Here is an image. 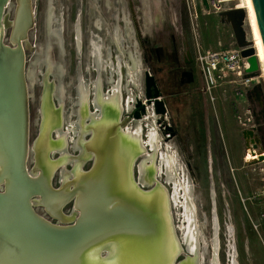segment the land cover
Wrapping results in <instances>:
<instances>
[{
  "label": "rangeland",
  "instance_id": "1",
  "mask_svg": "<svg viewBox=\"0 0 264 264\" xmlns=\"http://www.w3.org/2000/svg\"><path fill=\"white\" fill-rule=\"evenodd\" d=\"M31 1L33 6H36V8H33V15L36 17L39 36L37 38L34 37L35 29L29 31L28 39L30 43L27 44L29 51L25 53L24 72L30 107V143L27 160L29 174L33 163H35L31 149L33 142L38 138L44 120V94L47 87L51 93V106L55 112L59 111L60 115V123L54 127L56 130L52 133L51 138L54 141L62 139L63 135L68 138L66 151L56 148L50 154V159L54 161L65 158V162L59 164L54 172L52 186L58 188L66 180H70L75 174V168L86 171L91 166V161L89 160L93 158V154L87 152L82 144L88 133V131H84V127L91 119V114H87V111L91 110L96 115L99 112H95L94 106L87 104L83 114V110L77 105L75 79L78 74L83 76L85 74L86 83L90 84L97 72L93 71L94 66L90 56V42L93 37L89 36L86 42L81 43L79 37L73 34L76 30L77 16L80 14V10L82 11L81 17L83 21L87 18V22L91 21L92 24L95 23L101 29V34H98L99 36L95 39L100 40L103 44L102 56L104 60L107 59V50L113 57L110 58L112 63L114 61L117 64V61L120 60L124 96H127V92L131 90L130 88H133L134 96L143 95L144 70H150L158 78L161 82L160 87L162 84L167 89L172 88L170 92L164 89L166 97L162 95L168 99L170 97V109L175 115L179 111V105L181 106L180 97L184 95L183 91H189L185 95L193 96L196 99H200L198 98L200 96H208L209 98L216 96V98L223 100V97L226 96V100L212 105V111L216 115L218 113V117L223 118L226 123V128L223 127V135L228 148L225 151L224 158L227 159L228 157L233 168L240 165L242 151L238 145L237 132L234 125L230 122L232 119L236 122L237 114L235 115L234 109L230 108V104L232 105L233 103L237 106L239 113H243L247 117L250 116L252 120H254L255 116L259 119L262 115V148H264V79L259 78L254 82H245L251 76L244 73L242 77L233 78V80H236L235 82L222 84L221 88L218 87L208 93L197 68L194 65L185 64L187 54H194L195 45L200 46L203 50H224L239 47L233 25L227 18L223 17L221 12L213 10L210 5L212 0ZM187 1L193 2L188 3ZM232 1L234 2L222 3V7L225 10L235 8V5L236 7H242L237 0ZM16 4V0H9V4L4 10L1 24L3 25L5 44H8ZM51 16L54 18L62 16L65 19L63 49L61 44H58L59 41L56 36L53 38L49 34L48 22L51 20ZM241 19L242 23L236 24L244 35H241L243 40L250 41L252 37L248 15L245 17V13H243ZM91 28L96 32L93 27ZM116 31H118L117 34L120 38L118 41L115 39ZM134 42H136V50L133 46ZM52 47H54L55 57L54 61L51 59L49 62L46 56L49 54L48 50ZM57 47H60V51H58L59 48ZM135 51L139 54L142 64L141 73L138 76H134V82H132L127 65L132 67L136 64L131 59V52L135 53ZM136 60L138 61L137 56ZM158 69L161 71L170 70V73L174 74L171 75L172 79L164 78L162 72H157ZM180 72L189 73L188 77H192V84H187L186 87L180 88L177 85ZM50 73L52 74L51 76ZM109 74V68L103 70L104 81L109 79ZM62 85L65 86L67 91L64 97L63 92H59V88ZM259 85L262 86V106L260 108L256 99H253V102H251L252 108L250 109L247 104L250 102L247 101L256 96L258 92L255 89L257 90ZM110 86V84L104 85L105 94L106 89L111 88ZM232 99H235L233 103ZM105 104L107 105V102L102 103L104 105L103 108L106 107ZM180 109L185 112L188 110L186 107H180ZM61 116H63V119H61ZM146 123L147 121L142 124L144 126V136L149 128L148 126L145 127ZM136 124L135 122L134 129ZM161 134L160 132L162 141L164 137ZM167 144L171 145L179 157L180 152L175 142L172 140ZM75 145L78 146L76 147ZM166 150V145L160 147L161 152H166ZM247 150L248 158L257 157L258 154L264 153V149H260L256 150L257 154L251 155V148ZM144 156L142 154L137 158V168L139 167V161ZM157 162L159 163L158 160ZM179 165L181 166L180 171L174 166L177 174L176 178L182 185H187L189 194L197 209L198 227L200 225L203 232L202 234L199 228V238L202 242L200 248L197 247L194 254H200V258L196 259L197 264H231L233 250L230 246V241L236 251L235 264H264V162L260 164L261 173H263V175L261 174L262 180H259V178L250 179V176L246 178L240 172L235 173V175L229 172L220 178L216 174L218 172L216 166L217 170L214 171L213 178L214 186L208 176L200 172L199 182L197 185L195 184L192 190L194 196L191 195L190 187L188 186V182L192 186L191 178L187 175L184 164L179 163ZM134 174L137 179L139 174L136 167H134ZM164 178V176H159L157 181L165 187L167 194L170 193L172 195V185L163 183ZM140 182L145 183L146 186L148 184H153L152 187L155 185L154 181H148L145 173L141 175ZM146 186L144 189H148ZM260 190V195L255 196L254 193ZM183 193L184 189L180 188L177 202L172 201L174 204L171 205L172 222L177 228L180 224L178 214H181L180 211H182L181 208L177 207L184 201ZM212 197L216 200V210L220 220L219 234L215 216L213 217L214 232L212 230ZM61 210L65 217L74 218L66 222V224H72L78 217L73 201H69ZM178 210L180 211L178 212ZM35 211L40 217L52 224L66 225L49 218L48 214H45L46 211L40 206H37ZM229 227H233V237L229 235ZM176 234L182 243L183 251L176 257L175 264H178L185 259L187 251L181 240L179 229H177ZM217 237H219V242ZM196 262L193 261V264H196Z\"/></svg>",
  "mask_w": 264,
  "mask_h": 264
},
{
  "label": "water",
  "instance_id": "2",
  "mask_svg": "<svg viewBox=\"0 0 264 264\" xmlns=\"http://www.w3.org/2000/svg\"><path fill=\"white\" fill-rule=\"evenodd\" d=\"M16 3L5 44L1 21L9 0H0V264H175V258L183 252L182 243L176 234L178 228L171 223L166 193L159 182L145 192L131 182L132 160L144 150L139 138L121 132L110 110L95 125L88 126L93 128L86 144L88 151H93L92 168L76 172L59 191L52 189L46 167L49 133L59 124L54 125L52 112L46 113L36 142L34 170H40V177L28 173V98L25 54L20 40L32 25L33 12L31 1ZM251 4L264 51V0H251ZM236 12L243 15L244 9H233L227 16L232 19ZM238 25L233 22L241 56L248 63L245 73L261 78L256 48L252 39L243 40ZM143 74V95L134 96L126 119H121L119 125L124 129L127 121L138 123L150 113L164 138L166 134L172 137L174 131L166 120L168 110L158 81L150 70ZM47 103L51 106L48 87L44 107ZM110 125L113 130L106 131ZM255 160L264 162V153ZM70 184H74L72 190H68ZM74 194L80 212L64 228L49 224L31 206L30 199L40 196L39 202L49 212L60 214L59 207ZM65 218L68 222L74 219ZM107 243L113 250L111 256L101 262L87 258Z\"/></svg>",
  "mask_w": 264,
  "mask_h": 264
},
{
  "label": "flooded vegetation",
  "instance_id": "3",
  "mask_svg": "<svg viewBox=\"0 0 264 264\" xmlns=\"http://www.w3.org/2000/svg\"><path fill=\"white\" fill-rule=\"evenodd\" d=\"M31 3H32V1H31ZM34 7L36 8V6H33V4H32L33 14H34V11H33ZM238 8H241V7L237 6L235 8L230 9V10H225V9L219 8L218 11L221 12L223 17L227 18L231 22L232 25H233V22L235 24L236 23L241 24L242 19H241V15L239 12H236L235 16H233V17L231 16L232 19L230 18V16H227V15H229L230 11H232L233 9H238ZM81 13H82V11L80 10V14H78V16H77L76 30L74 31L73 34H74V36L79 37V40L81 43L86 42V40L88 39L89 36L93 37L91 39V42H90V48H91L90 49V56L92 57V61H93V66H94L93 71L97 72V74L95 75L94 80L90 84L86 83V75L85 74H84V76L82 74L77 75V77L75 79V92H76L77 105H79L80 108L83 110V114H84V110H85L87 104L94 106V111L99 112L98 115H96V114L92 113L91 110L87 111V114H89V115L91 114L90 115L91 119L88 121L87 125L84 127V131L85 132L88 131V133L85 136L87 139L85 138L82 142L83 147L85 149V142L88 139H90L93 135L92 129H89L88 126H91L96 121L101 120L102 116L105 114V112L107 110H110L109 114L112 115L113 121H116L119 124V121L121 119H126L125 115L130 111V109L134 103V100H133L134 94H133V88H130L131 90H129V92H127V96H124V94L122 92L123 89H121L122 84H123V81H122L123 80V74L121 71L122 64H121L120 60L117 61V64L114 61L112 63V60H110V58H113V57L111 56V53L109 52V50H107V59L104 60V58L102 56L103 44L100 40L95 39L99 36L98 34H101V29L95 23L92 24L91 21L87 22V18H85V20L83 21V18L81 17ZM64 23H65V19L62 16L56 17V18L51 16V20L48 22L49 34L53 38H55V36H56L57 40L59 41L58 44H61L62 49L64 46L63 37L65 35V24ZM91 27H93L96 32H94ZM33 29H35L34 37L37 38V36H39V32L37 30L38 28H37V24H36V17L34 15H33V20H32V25L29 28V30L27 31L26 38L23 41V44L25 45V46L23 45L25 53H26V51H29V48L27 45L30 43L29 39H28V34H29V31L30 30L32 31ZM117 32L118 31H116L115 39L118 41L119 36H118ZM133 46L136 50V42H134ZM57 48H59L58 51H60V47H57ZM42 52H41V54H42ZM48 52H49V54L46 56L47 60L49 62L51 59L54 61V57H55L54 47L49 49ZM136 56L138 57V61L136 60ZM131 59H132L133 63L136 62V64H134V66H132V67L127 65V68L129 71V76L132 79V82H134V76H138V74L141 73L142 62H141V58L139 57V54L137 53V51H135V53L131 52ZM186 59H187V60H185L186 65H189V66L194 65L193 57L191 54H187ZM108 68L110 70V74H109L110 80L107 79L104 81L103 70H105V69L107 70ZM158 70H160V69H158ZM188 74L189 73H186V72H182V73L180 72V76H178L179 78H178V83H177V85L180 88L186 87L187 84H192V77L191 76L188 77L189 76ZM51 75L52 74L50 73V76ZM172 75H174V74H172ZM156 79H157L158 84L160 86L161 82L158 80V78H156ZM105 84L111 85L110 86L111 88L106 89V94L104 93L105 92L104 91L105 90L104 89ZM51 87H52V85H51ZM161 87H160V90L165 97H166V95L164 94V89L167 92L172 91V88L167 89V88L163 87L162 84H161ZM255 91L258 92V93H256V96L254 98L248 99L249 101L246 100L247 102H250V103H247L249 105L250 109L252 108L251 102H253V99H256L257 105H259L260 108L262 106L261 105L262 104V93H261L262 92V86L259 85L258 89L257 90L255 89ZM59 92L60 93L63 92V97L65 96L67 91L65 90L64 85H62V87L59 88ZM188 92L189 91H183L182 92V93H184V95H182L180 97L181 106L179 105V107H178L179 111H178L177 115L173 114L172 110L170 109V105H169L170 97H169V99L163 97L165 102H166V106H167V110H168L166 120H167V122L168 121L170 122V123L168 122V125L174 131V135L172 137L171 136L169 137V134H166V138H163V140L161 141L160 132L162 133V129L158 128V125L155 124L154 116H152V118L149 117L150 113L144 118L143 121H139L136 124L135 129H134L135 121H133V120L127 121L124 129H122V127H120L123 134L132 135V136H135L138 138L140 137L141 138L140 141L141 140L143 141V142L141 141V144H142V147L144 150V152L142 154L145 156L139 161L140 162L139 167H138L139 170L137 168L136 160L142 154H140L139 156L136 157V159L134 160L133 166H132L133 178L136 181V183L144 191H149V190H152L153 188H155L156 185H158L157 184L158 183L157 178L159 176H162V177L164 176L165 178H164L163 183H170L172 185V191H173V188H174L173 185L174 184H173L172 180L169 181L166 179V172H165V170H166L165 163L166 162L165 163L162 162L161 164H157L158 163L157 160L160 163V160H161L160 157L162 158V155L166 156L167 153L174 150V149H172L170 144H167V143H169V141H172V140L175 142V144H176V146L180 152V156L178 157V155H176L177 154L176 151L175 150L173 151L176 155L177 161L179 163L184 164V166H185L184 168L187 171V175L191 178L192 186L190 185V183L188 181L187 182H188V186L190 187V191H191L192 196H194L192 190L194 189L195 184L197 185L199 182L200 172L203 173L204 175H207L208 179L210 181H212L211 183L214 186H215V182L213 181L214 171H216L217 169H218L217 170L218 172L216 174L218 176H220V178L224 177L229 172H231L234 175H235V173L240 172V174L241 175L244 174V176L246 178H248L250 176V179L259 178V180H262L261 174L263 175V173H261L262 172V168L260 166L261 162L256 161L255 160L256 157H251V158L247 157V153H248L247 149L248 148H251V150H250L251 155H255L256 150H260V149L262 150L263 149L262 148L263 147L262 115L259 117V119L255 116L254 120H252L250 118V116L247 117L243 113H239V110H237V106H235L233 103V101L235 99H232L233 104L232 105L230 104V108H233L234 114L235 115L237 114V115H236V122L233 121V119L230 122L234 125L235 131L237 132L236 137H237L238 142H239L238 145L240 146L241 151H242L241 152L242 154H241L240 165L238 167L233 168L231 166V161L228 159V157H227V159L224 158L225 151L228 148L227 143L225 142V137L223 135L224 134L223 133V127L226 128V126H225L226 123L224 122L223 118L218 117V113L216 115L212 111L213 110L212 105L215 103H219L221 101L226 100V96L223 97L224 98L223 100H220V98H216V96H214L213 99L209 98L208 96H200V97H198L200 99H196L193 96L185 95ZM104 102H107V105L105 104L106 107L103 108L104 105H102V103H104ZM180 107H184V108L186 107L188 110L186 112L182 111L180 109ZM45 109H47V110L44 113V119H45L46 113H48L50 115V112H52L51 118L54 121V125L56 123L59 124L60 123L59 114L54 112L52 106H50L47 103V105L44 107V110ZM54 115H57L56 116L57 120H55ZM180 115H181V117H180ZM182 116H183V118H182ZM62 118H63V116H61V119ZM28 119L30 120L29 104H28ZM220 119L222 122L220 121ZM113 121H112V124H113ZM146 121H147V123L145 124V127L148 126L149 128L147 129L146 134L144 136V134H143L144 126H142V124ZM42 126H43V123H42ZM110 126L106 129V131H110L111 129L113 130V125H110ZM162 127L164 130L165 126H162ZM41 130H42V127H41ZM55 130L56 129H54V126H53V129H51L50 133H49L47 148L50 150V152L48 153V157H50L52 150L54 151V150H56V148L66 151V147L68 144V138L65 135H63V138L59 139L58 141L52 140L51 135H52V133H54ZM40 133H41V131H40ZM161 135H163V133ZM37 139L33 142V146L31 149L33 151V158H34L35 163H33V165H32L30 174H32V176L34 178L40 177V170H34V167L36 165L35 159H36V142H37ZM49 139H50V141H49ZM29 143H30V132H29L28 145H29ZM164 145H166L167 150H166V152H161L160 147H162ZM75 146L77 147L78 145H75ZM49 147H51V148H49ZM87 152H89V151H87ZM90 154H92V153H90ZM152 154H154L155 157H152ZM179 158H180V160H179ZM27 160H28V158H27ZM224 160H225V162H224ZM89 161H91V166L88 170H90L94 164L93 158ZM56 162H57L56 164L55 163H46V167L48 170H53L52 175L50 177V185H51L52 189L54 191H59L62 187H64L72 179L66 180L64 182V184L62 186H59L58 188H54L52 186V178H53L54 172L56 171L59 164L65 162V158L63 157L61 160H58ZM143 162H145V163H143ZM142 166L144 168H142ZM158 166H160V169L158 168ZM216 166H217V169H216ZM247 166H249V167L252 166V167L249 168ZM26 167H27V163H26ZM134 167H136L137 172L139 174L137 179L135 178ZM88 170H86V171H88ZM74 171H75V173L78 171L86 172V171L80 170L79 168H78V170L75 168ZM144 173L146 174V178L148 179L149 182L154 181L156 183L153 187H152L153 184H148L146 186L145 183L140 182L141 175ZM145 186L148 189H144ZM73 187H74V184H70L68 186V190H72ZM260 193H261V190L257 193H254V194H255V196H259ZM170 195L171 194L169 193L168 197H169V201H170V212H171V205L174 203L172 202V198ZM41 199L42 198L40 196H34L30 199L33 211L36 213L35 208L37 206H40L43 208L44 211H46L45 214H48L49 218L56 220L58 223L66 224V222H68L67 219L65 218V216L63 215L61 209L69 201H73L74 209L77 211V213L79 215L80 211L75 206L76 201H77V194L73 195L72 198H70L69 200L64 202L59 207L60 214H52L51 212H49V210L46 209L45 205H43L39 202ZM194 200H195V198H194ZM212 201H213L212 202V206H213V210H212V225H213V227H212V230L214 232L213 217L215 216L216 220H217V227H218V234H219L220 220H219V216H218V213L216 210V200L214 197H212ZM177 208H179V209L181 208L182 211L178 210V212L180 211V213L182 214V212H183L182 206H179ZM181 214H178L179 222L182 221V219L180 218ZM197 219H198V213H197ZM45 221L48 222L47 220H45ZM184 222H185V220H184ZM48 223L55 226V227H58V228H64V227L71 225L70 223H67L66 225L52 224L50 222H48ZM199 228H200V225H199ZM178 229L180 230L179 225H178ZM200 230H201V228H200ZM201 232H202V230H201ZM202 234H203V232H202ZM181 238H182V234H181ZM217 238H218V242H219V237H217ZM213 239H214V237H213ZM182 240L185 243L187 255H186L184 260L179 262V264H181L182 262L186 261L187 259H191V258H193V261L196 262V259L194 260V254L191 253L187 249L185 240L183 238H182ZM212 242H213V240H212ZM218 249H219V247H218ZM199 255L200 254H196L197 259L200 258ZM196 264H197V262H196Z\"/></svg>",
  "mask_w": 264,
  "mask_h": 264
},
{
  "label": "bare ground",
  "instance_id": "4",
  "mask_svg": "<svg viewBox=\"0 0 264 264\" xmlns=\"http://www.w3.org/2000/svg\"><path fill=\"white\" fill-rule=\"evenodd\" d=\"M29 1H31V0H29ZM237 1L240 4V6H242L241 8L244 9L245 17H247V15H248V21H249V24H250V26L249 25L248 26L250 27V33H251V37H252V42H253V45L256 48V53H257V56H258V58L260 60L261 79H264V51H263V47H262V44H261V40H260V36H259L257 24H256L255 15H254V12H253L251 0H237ZM12 24H13V21L11 22V29H12ZM26 33L27 32H25V35H26ZM24 39L20 40L22 47H23V41H24ZM24 54H25V52H24ZM93 125H95V123ZM116 125L120 129V125L117 122H116ZM91 129L93 131V128H91ZM139 139H141V138L139 137ZM89 140L90 139H88L85 142V149L87 151H88V149L86 148V144L88 143ZM49 141H50V139H49ZM49 148H51V147H49ZM173 151L174 150H172L170 153H167L166 156L165 155H162V158L160 157V159H161L160 160V163H158V164H161L162 162H164V163L166 162L165 163V165H166L165 166V168H166V170H165V172H166V179L169 180V181L172 180V182L174 184L173 185V187H174L173 194L170 195L171 198H172V201L177 202L178 194H179V189L180 188H183L184 189V193H183V195H184L183 196L184 201L179 204L183 208V212L181 214L182 215L181 218H182V221L183 222L182 221L180 222L179 228H180V231H181V234H182V238L186 242L187 249L191 253L195 254L196 253V248L197 247L200 248L201 242H202V240H200V238H199V233L200 232H199L198 220H197V214H196L197 209H196L195 204L192 201V198H191V196L189 194V190H188L187 185L186 184L182 185L181 182L176 178L177 174H176V171L174 169V166L178 170L180 169L181 166L179 165V162L177 161V158H176V155L177 154L175 155V153ZM49 152H50V150L48 148H46V163H55L56 164L57 163L56 161H53V160L50 159V157H48V153ZM89 152H93V151H89ZM140 154H142V153H140ZM140 154H138V155H140ZM255 154H257V153H255ZM138 155H136V156H138ZM152 157H155V155L152 154ZM134 160H135V157L133 158L132 163H131V174H132V178H133L132 166H133ZM143 163H145V162H143ZM142 168H144V167L142 166ZM158 168L160 169V166H158ZM48 171H49V182H50V177L52 175L53 170H48ZM132 178H131V182L134 185L137 184L136 181L134 180V178L133 179ZM159 185L163 187V185H161L160 183H159ZM163 189H164V191L166 193L167 205H168V209H169V216H170V219L172 220V215H170L171 212H170V201H169V197H168V194H167V192H166V190H165L164 187H163ZM141 192H145V191H142L141 190ZM185 192H187V194H185ZM184 220H185V222H184ZM171 223H172V221H171ZM228 231H229L230 237H233V233H234L233 227L232 228L229 227ZM177 243H178V241H177ZM203 243H204V241H203ZM230 243H231L230 246H231V248L233 250V254L231 256V258H232L231 264H235V262H236L235 261V252L236 251H235L234 245L232 246V242L231 241H230ZM112 252H113L112 248L107 243V244H103V245L97 247L95 250H93L91 253L88 254L87 258L90 259V260H93V261L101 262V261L107 259L109 256H111L112 255ZM194 259H197V256L196 255H194ZM181 264H193V260H192V258L191 259H187L186 261L182 262Z\"/></svg>",
  "mask_w": 264,
  "mask_h": 264
},
{
  "label": "built area",
  "instance_id": "5",
  "mask_svg": "<svg viewBox=\"0 0 264 264\" xmlns=\"http://www.w3.org/2000/svg\"><path fill=\"white\" fill-rule=\"evenodd\" d=\"M193 2V1H187ZM234 2L231 0H212L210 2L213 10L218 11L222 3ZM236 7V5H235ZM242 48L203 50L200 46H194L192 55L194 65L197 68L204 87L208 93L222 86V84L235 82L233 78L242 77L248 67L247 60L241 56ZM259 76L249 77L245 82H254ZM211 99L214 96L210 97Z\"/></svg>",
  "mask_w": 264,
  "mask_h": 264
},
{
  "label": "trees",
  "instance_id": "6",
  "mask_svg": "<svg viewBox=\"0 0 264 264\" xmlns=\"http://www.w3.org/2000/svg\"><path fill=\"white\" fill-rule=\"evenodd\" d=\"M157 72H159V73H163V76H164V78H166V79H169V80H171L172 78H171V73H170V70L169 71H166V70H163V71H161V70H158ZM166 83V82H165Z\"/></svg>",
  "mask_w": 264,
  "mask_h": 264
},
{
  "label": "crops",
  "instance_id": "7",
  "mask_svg": "<svg viewBox=\"0 0 264 264\" xmlns=\"http://www.w3.org/2000/svg\"><path fill=\"white\" fill-rule=\"evenodd\" d=\"M118 40H120V38Z\"/></svg>",
  "mask_w": 264,
  "mask_h": 264
}]
</instances>
